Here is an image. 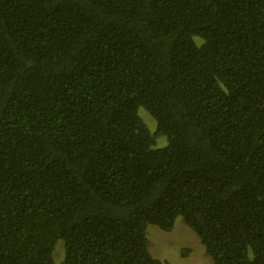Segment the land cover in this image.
Returning <instances> with one entry per match:
<instances>
[{
  "label": "trees",
  "instance_id": "1",
  "mask_svg": "<svg viewBox=\"0 0 264 264\" xmlns=\"http://www.w3.org/2000/svg\"><path fill=\"white\" fill-rule=\"evenodd\" d=\"M179 217L264 264V0H0V264H170Z\"/></svg>",
  "mask_w": 264,
  "mask_h": 264
},
{
  "label": "rangeland",
  "instance_id": "2",
  "mask_svg": "<svg viewBox=\"0 0 264 264\" xmlns=\"http://www.w3.org/2000/svg\"><path fill=\"white\" fill-rule=\"evenodd\" d=\"M140 109V114L149 126L152 133L156 134L157 125L155 120L145 111ZM142 111V112H141ZM156 148L164 147L168 141L166 137L156 138ZM148 249L155 259L170 264H213L211 256L206 253L195 232L188 227L183 218H178L173 230L165 232L156 226H148L147 231ZM64 246L58 245L54 258L56 262L63 259Z\"/></svg>",
  "mask_w": 264,
  "mask_h": 264
}]
</instances>
